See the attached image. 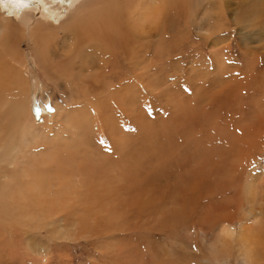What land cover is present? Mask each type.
Listing matches in <instances>:
<instances>
[{
	"label": "rangeland",
	"instance_id": "1",
	"mask_svg": "<svg viewBox=\"0 0 264 264\" xmlns=\"http://www.w3.org/2000/svg\"><path fill=\"white\" fill-rule=\"evenodd\" d=\"M189 1L158 8L138 46L139 8L118 10L129 49L114 36L47 85L20 152L0 151V264H241L233 237L212 232L237 230L254 204L264 219V0ZM58 35L57 65L72 45ZM10 83L0 107L19 99Z\"/></svg>",
	"mask_w": 264,
	"mask_h": 264
},
{
	"label": "bare ground",
	"instance_id": "2",
	"mask_svg": "<svg viewBox=\"0 0 264 264\" xmlns=\"http://www.w3.org/2000/svg\"><path fill=\"white\" fill-rule=\"evenodd\" d=\"M45 1L48 2V4H50L49 7H45L46 4H44V6L38 4L37 8L34 9V8H30L29 4L27 5V3H29L28 0H0V88L1 86H3L2 89L0 90L1 91L4 90L5 89L4 85L7 86L10 82H11L10 85L12 86L16 80V89L18 91L17 92L18 95H15V97L16 98L19 97L20 99V100L17 99L16 101L13 100L11 101L10 104H9L10 100H7L8 104L0 107V110L3 109L7 111V113H4L2 116H0V119L1 118L6 119L5 121L0 120L3 121L2 124L5 125L6 123L5 135L8 138L12 139L9 140V142H6L7 147L3 148L2 146L4 145L3 143H1V141H4L3 140L4 138H0V151L1 153L4 154L5 157L11 158V151L13 152L17 150L18 153L20 152L18 150L17 145L16 146L13 145V143L18 142V139L20 138L19 135V138H17V140H14L16 135L21 130H23V132L26 130V125H27L26 123L28 122L32 114L42 115L44 113L45 106L43 105L46 103V101L44 102L43 98L45 99L47 98L45 94L47 95L49 94V92H47V89L50 86L47 85L52 82H55V80H57L58 77L62 79L64 76H67L72 69L71 64H73L74 61L80 57V55L84 54L86 57L92 52L98 54L99 51L103 52L104 50L105 52H107L108 49L111 48L113 49L115 47L114 42L116 41H114L113 44L111 45L109 39L113 38L114 36L118 37L119 41H125L122 42V44L118 43L117 49H123L124 47H127L129 49V42L123 38V29H124L123 17L118 12V10H121L122 12L124 8L127 7L130 12L137 13L138 15L137 10L139 8L140 16H137L135 21L137 30L130 35V39H132V41L138 46L139 42L137 43V40H134L133 38L136 39L137 36L135 35L137 34L139 35L140 38L144 31L145 33L149 32L150 30L149 26L151 25H148L147 23L149 19L155 18L158 8L161 11H163V14L166 13V11H168L167 12L168 15L169 13L175 15L176 9H180L185 6V8L183 9L186 10L188 3L191 2L189 0H87L86 2H84L85 0L84 1L82 0L83 3L80 4V2L78 1L79 4L78 3L77 4L80 6L78 7V9H76L73 12L71 11V8L77 2L76 0H45ZM211 1L214 2L216 1L219 3L224 0L222 1L211 0ZM206 2H209V0H194L196 6H199L200 4ZM126 16L129 17L128 12ZM132 17L134 16L132 15ZM58 19L59 20L65 19V20L63 24L57 25ZM59 30L63 32V35L66 38V43L72 45L69 51L66 50V54H68L66 56L70 58L64 59V57L62 56L64 59L63 63L57 65V62L54 60L56 54L54 49L59 46L60 48H62L63 43H65V41H62L60 39L61 36L59 37L58 35ZM119 55L122 54L119 53ZM62 60L58 62H62ZM91 61L94 62L95 60L92 59ZM118 62L119 60L116 59H114L112 62L109 63L107 62L105 68H107V70L108 69L112 70L114 66H117ZM104 64L105 63L103 60V65ZM40 73L43 74L44 77L43 82L41 81ZM120 77H121L120 74H118V76L114 74L109 78L115 80V79H120ZM55 85L56 83H53V86ZM6 89L8 88L6 87ZM3 95L0 96V99H2L1 97H3ZM22 95L23 97H21ZM33 120L34 119H32L31 117L30 122L33 124V125L31 124V127L35 125ZM84 120L85 119L81 120V122ZM28 125L30 126V124ZM22 137H24V135H22ZM27 137L29 136L27 135ZM20 155H19V159L20 157H23ZM22 155H27V154H22ZM26 157L29 158V156ZM25 159L24 160L28 162L30 158L28 159V161L27 158ZM23 164L25 163L23 162ZM260 172L261 171H259L258 173ZM262 180H264V178ZM39 185L40 184L38 182L37 186ZM254 185L256 184L254 183ZM254 185L251 183L247 185V189L245 192L246 194L243 191L244 193L243 196L244 195L246 196L247 199L246 201L248 202L249 205L255 203V199H257V191L255 190ZM240 197L243 198L242 196ZM254 205H252V207L249 208L250 211L247 210L249 211L248 213L243 214L242 222H240L237 225L238 227H236L237 230H233L232 228H229L228 227L229 225L227 227H223V225L222 226L219 225V227L214 229L212 232L215 236L217 237L219 236V238H221L220 236L233 237V239L236 241L235 245L237 249L241 251L240 253H242L241 264H264V228H261L262 221L264 219L262 216V212H259L257 215L254 213V211H256ZM261 206H263V204ZM15 207L18 206H16L15 204ZM256 207L259 206L256 205ZM250 220L253 221L250 222Z\"/></svg>",
	"mask_w": 264,
	"mask_h": 264
}]
</instances>
